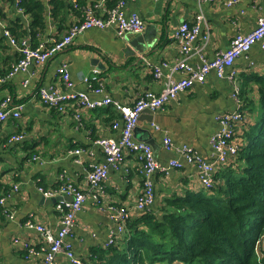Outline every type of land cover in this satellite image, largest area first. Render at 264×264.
I'll list each match as a JSON object with an SVG mask.
<instances>
[{
	"label": "crops",
	"instance_id": "obj_1",
	"mask_svg": "<svg viewBox=\"0 0 264 264\" xmlns=\"http://www.w3.org/2000/svg\"><path fill=\"white\" fill-rule=\"evenodd\" d=\"M115 2L107 0V5ZM126 8L128 11H138L145 20L146 29L143 32L120 36L113 27H91L78 34L68 47L56 53L44 66L31 64L27 71H19L6 82L0 81V102L10 95L14 105L24 104L19 118L0 122V179L10 189L14 183L20 184L19 192L11 190L7 201L15 217L0 212V264H41L42 255L28 257V251L21 242L16 241L18 238H30L40 244L41 233L27 227V219L59 229L60 213L56 209L59 198L46 197L38 190V186L56 187L61 180V173L73 182L85 185L89 164L105 160L103 151L94 140L99 136H118L121 132V127L114 128L112 125L115 120L112 118L113 104L93 109L82 108L84 123L80 125L73 117L75 108L59 112L41 101L38 87L55 81L59 64L67 61L70 67L75 84L69 90L88 91L92 99L110 95L122 103L130 104L135 101L138 92L148 89L160 91L164 87V80L154 79L147 61H175L179 57L173 33L183 20L192 21L196 14L204 11L205 21L196 43L202 44L203 34L210 27L212 34L205 51L212 58L221 48L229 47L230 41L239 31L248 32L256 27L257 18L264 15V0L255 3L252 0H240L234 6L207 1L200 4L198 0H129ZM97 12L102 13L103 10L98 9ZM0 15L16 35L19 28H26L25 18L14 10L9 0H0ZM81 16V9L70 13V19H79ZM131 39H135L136 45L130 42ZM18 57V50L8 42L0 29V71L6 72ZM95 57L101 67L105 66L99 68L100 76L106 83L104 93L91 91L81 79L82 75H89L94 68L99 67L93 63ZM198 60L197 55L190 58L194 63ZM236 60L238 78L245 88L242 96L246 101V112L250 114L249 109L253 106L257 110L260 108V83L255 75L264 77V48L256 44L247 55H240ZM26 79L29 81L27 86L23 84ZM235 108L231 85L212 71L206 81L196 83L180 93L163 110H148L140 115L134 137L153 145L162 166H168L173 158L184 163L180 168L169 169V172L154 173L156 205L162 206L163 201L175 193L203 190L196 166L186 162L177 149L188 144L204 159L213 160L211 137L220 127L216 116ZM153 121L162 129H156L152 125ZM19 132L25 134L24 138L11 141V135ZM164 134L172 137L176 150H166L163 145ZM75 147L89 150L80 155L81 162L77 154H69V150ZM38 154L41 159L34 160L32 156ZM142 182L136 157L128 154L122 168L110 170L105 182V193L113 202L130 204L142 189ZM155 204L153 208H156ZM113 227L114 223L108 214L97 209L90 197L78 212L76 225L68 240L77 256L88 259L94 248L107 247ZM54 264L70 262L64 253H59Z\"/></svg>",
	"mask_w": 264,
	"mask_h": 264
},
{
	"label": "built area",
	"instance_id": "obj_2",
	"mask_svg": "<svg viewBox=\"0 0 264 264\" xmlns=\"http://www.w3.org/2000/svg\"><path fill=\"white\" fill-rule=\"evenodd\" d=\"M16 0L14 10L23 15L26 20L27 33L19 37L4 22L0 15V29L8 42L19 52V57L11 64L6 71H0V81L6 82L19 71H27L31 64L44 66V64L59 51L65 49L73 42V39L80 33L91 29V27L115 28L120 36H127L128 33H141L146 29V22L136 10L128 11L129 0H116L113 5H107V0H90L80 6L82 16L79 19H70L68 30L58 36L59 28L51 21V11L48 13L47 30L38 33V41L32 40L29 33L30 17L25 8ZM201 2H212L226 6H234L240 0H198ZM254 3L257 0H252ZM78 6L77 0H72ZM102 9V13L97 10ZM205 21V13L201 10L196 14L194 20H183L175 28L173 37L178 44L179 57L175 61L162 59L157 63L147 61L155 80H164V87L160 91L148 89L138 92L135 101L130 104L122 103L110 95L101 98H91L88 91L69 90L74 87L71 78L70 67L67 61H62L58 68V77L49 85L43 84L38 87L37 93L41 101L49 108L59 112L74 110L73 117L82 125V108H99L111 106L122 115L121 119H115L114 128L121 127L118 136H99L94 142L100 146L105 160L94 161L89 164L86 170L85 185L73 182L65 174L61 173V180L56 187L38 186V190L48 198L61 196L56 203V209L60 213V226L55 230L43 222H35L27 219L25 225L41 233L40 244L30 238L16 239L21 242L24 249L28 251V257L41 256V264H54L59 253H64L70 264H85L84 259L77 256L72 243L68 237L76 225L78 212L82 210L88 198L93 199L97 209L106 212L114 223L107 240V246L114 245L119 237L124 236L128 223L135 215L149 212L153 208L157 192L155 190V172L167 171L173 168H180L183 162L178 158L170 160L168 166H162L155 149L150 142L139 140L134 137V130L140 122V115L150 109L152 112L163 110L167 103L185 90L190 89L196 83L206 81L210 72L214 71L219 79H226L231 85V97L236 102V108L225 110L216 117L219 121V129L212 134L211 144L213 147V160L204 159L188 144L177 149L185 161L194 164L197 168L199 180L203 190H208L215 184L217 170L224 163L232 160L239 151L241 138L238 135L241 125L248 121L249 117L244 110V100L241 97L242 84L240 82L239 70L236 67V59L247 53L256 44L264 48V15L257 18V25L248 32L239 31L230 41L229 47L218 50L210 58L207 56L205 47L211 38L210 27H207L203 34L202 44L196 43L202 31ZM193 55L198 56L199 62H191ZM101 70L94 68L89 75H82L81 79L89 85L90 90L97 93H104L106 83L100 76ZM179 75L178 77L176 75ZM28 79L23 84L28 85ZM23 103L14 105L10 95H7L0 102V122L10 118L21 116ZM152 125L161 130L157 122ZM23 132L11 135V141H20L24 138ZM163 145L166 150H176L172 137L164 134ZM89 152L84 147H75L69 150V154L78 155L81 162V154ZM128 154L136 157L139 173L142 175V189L130 204L113 202L107 198L105 193V182L109 177L110 170L122 168ZM34 160L39 161L38 155H33ZM12 191L19 192L20 184L14 183L8 188L0 179V212L8 217L14 218V211L8 206L7 201ZM72 197V199H69ZM261 247L260 255H263L264 234L258 241Z\"/></svg>",
	"mask_w": 264,
	"mask_h": 264
},
{
	"label": "trees",
	"instance_id": "obj_3",
	"mask_svg": "<svg viewBox=\"0 0 264 264\" xmlns=\"http://www.w3.org/2000/svg\"><path fill=\"white\" fill-rule=\"evenodd\" d=\"M77 1L78 6L72 0H21L33 42L47 30L49 11L58 36L68 30L70 13L86 3ZM9 2L14 6L16 0ZM27 32L19 28L17 35ZM256 76L260 108L246 112L242 87L249 119L238 133V154L216 171L214 186L175 193L162 206L135 215L124 236L114 245L94 248L85 264H264L258 244L264 234V77ZM112 106V118L121 119Z\"/></svg>",
	"mask_w": 264,
	"mask_h": 264
},
{
	"label": "water",
	"instance_id": "obj_4",
	"mask_svg": "<svg viewBox=\"0 0 264 264\" xmlns=\"http://www.w3.org/2000/svg\"><path fill=\"white\" fill-rule=\"evenodd\" d=\"M130 42L132 43V44H135V39H131L130 40ZM136 45V44H135ZM93 63L94 64H96V65H98L99 67L98 68H104L105 66L103 65L102 67L100 66V64L98 63V59L95 57V58H93ZM149 111H151L150 109H148ZM147 110V111H148ZM58 198L60 199V198H62L61 196H58ZM58 198H55V199H58ZM69 199H72V197H69Z\"/></svg>",
	"mask_w": 264,
	"mask_h": 264
}]
</instances>
